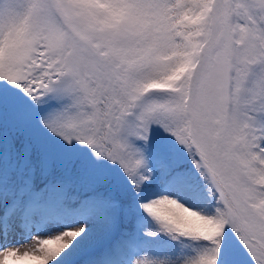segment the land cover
Masks as SVG:
<instances>
[{
  "label": "snow or ice",
  "instance_id": "1",
  "mask_svg": "<svg viewBox=\"0 0 264 264\" xmlns=\"http://www.w3.org/2000/svg\"><path fill=\"white\" fill-rule=\"evenodd\" d=\"M0 264H264V0H0Z\"/></svg>",
  "mask_w": 264,
  "mask_h": 264
}]
</instances>
